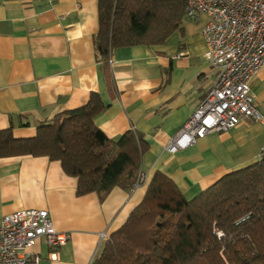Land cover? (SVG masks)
<instances>
[{"label":"crops","instance_id":"obj_1","mask_svg":"<svg viewBox=\"0 0 264 264\" xmlns=\"http://www.w3.org/2000/svg\"><path fill=\"white\" fill-rule=\"evenodd\" d=\"M206 14L188 19L160 45L113 50L99 60L98 0H0V130L13 122L15 138L36 136L41 124L85 105L92 92L106 109L95 118L110 138L134 130L145 152V180L115 186L101 197L79 196L78 179L48 156L0 158V221L24 208L49 211L55 228L71 240L53 249L37 241L39 264H91L109 236L142 201L156 171L172 178L191 199L228 172L259 160L264 148V64L252 79L255 107L263 118H243L197 143L169 151L167 145L214 87L218 68L206 58Z\"/></svg>","mask_w":264,"mask_h":264},{"label":"trees","instance_id":"obj_2","mask_svg":"<svg viewBox=\"0 0 264 264\" xmlns=\"http://www.w3.org/2000/svg\"><path fill=\"white\" fill-rule=\"evenodd\" d=\"M187 0H98L96 51L104 65L122 46L160 45L184 33ZM107 105L92 92L78 108L41 124L31 138H15L13 122L0 130V158L48 156L77 177L79 196L133 188L145 152L142 136L108 137L95 123ZM219 232L221 235H219ZM91 264H264V153L195 197L156 171L142 201L106 240Z\"/></svg>","mask_w":264,"mask_h":264},{"label":"built area","instance_id":"obj_3","mask_svg":"<svg viewBox=\"0 0 264 264\" xmlns=\"http://www.w3.org/2000/svg\"><path fill=\"white\" fill-rule=\"evenodd\" d=\"M186 13L190 19L208 16L202 27L209 47L206 58L218 74L214 87L168 143L172 152L214 131L229 130L243 118H263L255 107L251 82L264 64V0H187ZM144 180L140 173L137 185ZM42 238L56 259L57 249L71 240V232L57 230L47 209L24 208L4 215L0 264H39L35 246Z\"/></svg>","mask_w":264,"mask_h":264}]
</instances>
